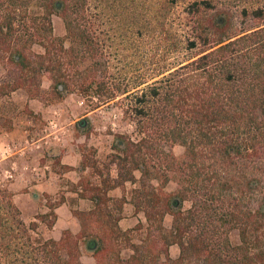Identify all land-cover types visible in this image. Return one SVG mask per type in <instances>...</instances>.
Segmentation results:
<instances>
[{
	"label": "trees",
	"instance_id": "obj_1",
	"mask_svg": "<svg viewBox=\"0 0 264 264\" xmlns=\"http://www.w3.org/2000/svg\"><path fill=\"white\" fill-rule=\"evenodd\" d=\"M178 1L0 0V99L16 88L39 97L45 76L57 96L58 84L70 83L94 96L92 108L120 95L133 124L130 132H111L102 163L82 154L79 169L89 176L70 189L92 203L71 208L78 232L65 228L54 238L39 230L51 227L63 195H46V209L25 221L14 192L0 180V264H81L82 244L93 264H264V0L240 6L254 23L238 31L230 30L227 12L213 10V0H183L188 34L179 39L189 52L149 76L107 74L94 12L100 25L109 20L119 33L125 21L138 19L125 9L141 6L140 23L155 30ZM52 14L62 21L60 35L53 33ZM174 142L183 146L180 156L167 147ZM170 179L176 187L167 191ZM114 186L119 196L107 193ZM126 201L143 220L122 228L117 220ZM122 248L129 250L122 254Z\"/></svg>",
	"mask_w": 264,
	"mask_h": 264
},
{
	"label": "rangeland",
	"instance_id": "obj_2",
	"mask_svg": "<svg viewBox=\"0 0 264 264\" xmlns=\"http://www.w3.org/2000/svg\"><path fill=\"white\" fill-rule=\"evenodd\" d=\"M143 1V4L149 3V0ZM213 2L214 11H220L221 14L227 12L230 30L238 31L243 26H250L254 23L251 15L242 16L240 14V6L242 4L246 6L256 4V0H213ZM183 5V0L173 5L170 9L171 12L164 17L163 28H156L155 30L146 29V24L143 21L140 23L141 6L136 7L140 13H137L136 10L129 13L130 8L125 9L124 13H127V16L133 14L138 16V19L125 21V27L119 33L114 31L113 24L109 20L105 22V25H100V16L94 12V30L103 44L102 57L108 60L107 74L119 78L136 79L141 75L149 76L163 64L181 57L185 52H189L183 47V43L179 39L182 34H188V29H185V24H183ZM213 10L208 12H214ZM52 27L54 34L63 33L62 21L56 14H52ZM33 48L35 50L42 49L38 44H34ZM4 77L5 72L0 66V79ZM71 86V83L70 87L67 88L61 85L60 95L57 96L48 91L50 80L42 76L40 87L44 91L39 97L29 98L24 89L16 88L9 93V97L1 98L0 157L17 148L26 152L42 149L44 146L40 141L44 139L53 140L52 135L56 133L59 135V142L61 143L57 144V149L54 147L53 151L58 152L68 145L67 142H74L76 149L81 154L90 156V161L96 158L99 164L102 163L111 151V132H130L133 124L123 113L124 105L120 101V95L106 102H99L97 106L92 108L90 101L94 102L95 97L91 96L89 99V96L80 94L75 87ZM32 107L36 112H33ZM74 118L77 120L72 123L71 120ZM80 119L84 120V123L78 124ZM8 129L12 130L10 134L13 135L6 132ZM81 130H86L87 135L84 137L79 135ZM37 137L40 138L34 141ZM36 143L39 144L38 147H35ZM46 144L52 143L47 142ZM167 147L175 156H180L182 153L183 146L177 142L168 143ZM15 155L16 153L10 154V156ZM17 169V165L11 167L9 155L3 157L0 160V180L7 183L17 173ZM110 172L115 173L114 167L110 168ZM8 173L10 176L7 175ZM135 173L137 174L138 171ZM81 175L89 176L87 171L82 172ZM125 184L130 183L126 182ZM21 186V184L18 186L19 190L22 189ZM66 186L70 187L71 184H66ZM175 187L176 182L173 179L168 180L164 185V189L167 191H172ZM188 203V201H184L183 206ZM34 215L35 213H30L28 216L22 214V217L28 221L35 219ZM170 218L168 213L163 217V224L166 227L170 224ZM43 229V226H39L40 232ZM228 237L231 242H235L237 239L236 230L230 229ZM137 238L136 235L133 237L134 240ZM128 250V248H122L121 252L126 254ZM177 252L176 244L173 243L168 246L170 256H176Z\"/></svg>",
	"mask_w": 264,
	"mask_h": 264
},
{
	"label": "crops",
	"instance_id": "obj_3",
	"mask_svg": "<svg viewBox=\"0 0 264 264\" xmlns=\"http://www.w3.org/2000/svg\"><path fill=\"white\" fill-rule=\"evenodd\" d=\"M31 109L33 112H36L33 107ZM76 120L74 118L71 122L73 123ZM10 131L12 130H6L9 134ZM79 135H82V137L85 136L83 133H79ZM40 137H37L34 141H37ZM52 138L54 139L40 141L44 146L42 149L26 152L17 148L1 156L0 160L9 155L11 167L17 165V173L7 184H9V187L14 192V199L20 208L21 214L28 216L30 213L44 211L46 209V195H49L52 199H57L59 195H63V200L54 206L56 217L53 224L50 228L43 227L44 229L42 230L45 236L58 238L62 229L67 228L73 233L80 230L79 219L72 212L71 208L85 209L91 206L92 202L87 197L78 195L76 190H72L66 186V184H77L81 173L86 171V169H79L82 156L81 152L76 149L74 142H67V146L55 152L53 148L56 147L57 149L56 145L61 143L59 142L60 137L55 133L52 135ZM47 142L52 144H46ZM38 145L36 143L35 147H38ZM11 153H16V155L10 156ZM56 157H58V163L54 161ZM63 164L70 167L63 169L61 167ZM111 174L114 175L113 173ZM20 184L22 185V189L19 190L18 186ZM128 185L125 184V187H128ZM107 193L113 196H119L121 190L118 186H114L108 189ZM125 195L127 196L126 190ZM138 219L143 220L141 211L135 212L129 202H124L117 224L125 228L133 225ZM79 259L81 264L94 263V257L90 254L89 250L83 248V244Z\"/></svg>",
	"mask_w": 264,
	"mask_h": 264
},
{
	"label": "flooded vegetation",
	"instance_id": "obj_4",
	"mask_svg": "<svg viewBox=\"0 0 264 264\" xmlns=\"http://www.w3.org/2000/svg\"><path fill=\"white\" fill-rule=\"evenodd\" d=\"M61 86V85H60ZM60 86H58L59 88H60ZM82 123H84V120H80V121H78V124H82Z\"/></svg>",
	"mask_w": 264,
	"mask_h": 264
},
{
	"label": "built area",
	"instance_id": "obj_5",
	"mask_svg": "<svg viewBox=\"0 0 264 264\" xmlns=\"http://www.w3.org/2000/svg\"><path fill=\"white\" fill-rule=\"evenodd\" d=\"M7 175L10 176V173H8Z\"/></svg>",
	"mask_w": 264,
	"mask_h": 264
},
{
	"label": "water",
	"instance_id": "obj_6",
	"mask_svg": "<svg viewBox=\"0 0 264 264\" xmlns=\"http://www.w3.org/2000/svg\"><path fill=\"white\" fill-rule=\"evenodd\" d=\"M58 86H60V84H58ZM80 120H81V119H80ZM80 120H79V121H80Z\"/></svg>",
	"mask_w": 264,
	"mask_h": 264
}]
</instances>
